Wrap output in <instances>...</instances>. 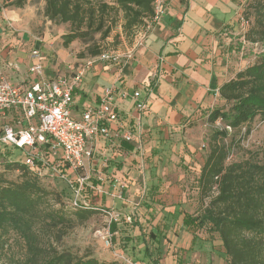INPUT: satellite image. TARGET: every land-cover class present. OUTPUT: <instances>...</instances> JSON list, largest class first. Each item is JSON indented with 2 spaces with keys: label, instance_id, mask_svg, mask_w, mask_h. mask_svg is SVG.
<instances>
[{
  "label": "crops",
  "instance_id": "crops-1",
  "mask_svg": "<svg viewBox=\"0 0 264 264\" xmlns=\"http://www.w3.org/2000/svg\"><path fill=\"white\" fill-rule=\"evenodd\" d=\"M247 2L171 0L163 18L139 41L125 46L132 52L130 58L95 63L75 90V117L88 106L98 105L106 88L116 92L120 121L111 125L109 137L88 143L92 156L85 157L81 172L90 175L89 184L95 187L86 193L93 205L108 208L122 221L131 220L127 226L132 233L126 235L136 236L133 221L147 228L161 219L165 237L157 250L154 247L159 263L148 260V264H230L218 233L205 227L195 237L183 224V215L194 213L187 186L189 171L198 184L205 160L202 147L208 128L203 120L222 104L220 87L257 58L253 42L245 38ZM30 40L33 48L43 47L35 36L12 38L0 45V74L15 83L25 81L34 60L22 46ZM41 50L46 69L56 71L60 61L68 60L58 51L55 62H49L45 48ZM122 90L128 93L124 98L119 95ZM135 91L147 103L146 110L136 107ZM4 122L26 124L14 111L0 116V128ZM126 132L132 133L131 141L123 139ZM24 151L25 158L17 154L16 160L25 162ZM115 177L124 182V190H119Z\"/></svg>",
  "mask_w": 264,
  "mask_h": 264
},
{
  "label": "trees",
  "instance_id": "trees-1",
  "mask_svg": "<svg viewBox=\"0 0 264 264\" xmlns=\"http://www.w3.org/2000/svg\"><path fill=\"white\" fill-rule=\"evenodd\" d=\"M25 1L13 0L12 4L20 7ZM153 2L45 0L44 15L57 24H69L68 31L62 34L65 47L81 40L89 43L88 50L94 57L103 51L96 42L97 35L102 40L111 36L119 21L126 35L135 34L152 17ZM248 6L244 17L250 20L252 15L254 22L245 38L254 43L264 42V0H249ZM220 97L222 104L213 108L208 117L211 123L220 119L224 126L211 129L198 177L200 198L209 200L197 213L184 212L183 224L193 231L195 237V233L205 227L218 233L230 264H264V160L253 156L228 161L239 141L236 133L246 126L245 134L248 135L251 133L250 124L257 117L264 121V54L225 82L220 87ZM227 125L231 126V131L225 127ZM12 169L21 172L18 180L6 177L5 172ZM41 179L24 162L16 159L0 168L1 258L4 255L9 257L6 249L15 233L23 240L25 251L21 258L13 256L12 264H129L91 255L78 256L52 244L47 248L42 242L41 230L71 227L75 218L87 220L95 210L102 208L71 205L69 209L63 194ZM160 221L159 218L157 223L145 228L136 220V236H124L123 247L131 253L133 264H148V260L159 263L154 259V247L157 250L161 238L165 237ZM117 230V222L112 220L110 231L114 235Z\"/></svg>",
  "mask_w": 264,
  "mask_h": 264
},
{
  "label": "built area",
  "instance_id": "built-area-1",
  "mask_svg": "<svg viewBox=\"0 0 264 264\" xmlns=\"http://www.w3.org/2000/svg\"><path fill=\"white\" fill-rule=\"evenodd\" d=\"M170 1L154 0L153 15L142 28L140 38L166 15ZM244 23L247 25L250 21L245 19ZM36 40L41 42L39 38ZM131 56L132 52L129 51L103 50L97 56L72 65L68 73L50 78L45 75L41 47L36 46L31 50L34 60L24 82L15 83L0 74V116L14 111L26 122L21 127L4 122L0 128V146L26 150L24 163L39 177L56 176L67 181L74 195L71 202L73 206L97 207L86 197L88 190L95 188L89 184L90 175L81 172L85 157L92 156L88 143L101 136L109 137L111 125L120 121L113 88H106L101 102L88 106L80 117L72 113L75 90L83 81L87 69L95 63H117ZM119 95L124 98L128 93L122 90ZM133 97L136 107L140 111L146 110L147 103L140 98V91H135ZM225 127L232 130L229 125ZM123 139L131 141L132 133H124ZM114 180L125 188L122 180L116 177ZM107 243H113L112 233ZM127 262L133 264L131 259Z\"/></svg>",
  "mask_w": 264,
  "mask_h": 264
},
{
  "label": "rangeland",
  "instance_id": "rangeland-1",
  "mask_svg": "<svg viewBox=\"0 0 264 264\" xmlns=\"http://www.w3.org/2000/svg\"><path fill=\"white\" fill-rule=\"evenodd\" d=\"M12 1L13 0H0L1 46L8 43L12 38L22 40L23 36L27 39L30 37L33 39V36H35L42 41L41 43H43L42 45L46 50L45 53L48 54L49 62H55V55H58V51H62L68 60L66 62L60 61L59 68L58 70L56 69V71L53 67H48V69L45 70V75L50 78L68 73V64L75 65L76 62L80 63L91 57V50H88L89 43L76 40L68 47L64 46L62 34L68 31L69 24H57L47 19L44 15L45 0H26L20 7L13 5ZM248 4L249 2L245 5V11L249 7ZM11 11H16L17 13L12 15ZM249 17L251 21L249 20L250 23L247 30L254 22V16L250 15ZM121 24L122 22L119 21L117 26L113 29L111 36L104 40L99 39V35L96 36V42L100 44L103 50H119L121 53H124L127 50V47L125 48L126 45L130 46L131 43L139 41L142 29L133 35H126ZM253 44L254 46L251 45V49H255V54H257L258 58V56L264 54V42H253ZM22 46L29 52H31L33 48L31 40L30 43L27 44L23 41ZM253 52L254 51H252V53ZM1 75L3 74L1 73ZM26 78L28 77L26 76ZM203 122L206 123V127L208 128L206 142H208L210 131H212L211 129L224 126L221 120H218L216 123H211L208 116H206ZM250 126V134H245L246 126L236 133V139H239V141L232 150L228 159L229 162L253 156H258V159L264 160V121L257 117ZM2 148L3 149L0 150V168L14 161L17 158V154L19 158H25V151L23 149L15 150L14 147L8 148L7 146ZM207 149L208 143H205L202 150H205L206 153ZM20 174V171L13 169L5 172L6 177L13 180H18ZM193 174L194 173L189 171L187 191L192 201V209L194 213H197L209 199L206 198L203 201L200 198L199 193H197L199 189L197 188L198 184L196 182V177H193ZM41 180L47 186L60 191L63 194L65 205L68 206L69 209L72 208L71 202L74 195L67 181L56 176L54 179L50 177L42 178ZM124 189L125 188L120 187L119 190ZM95 211L96 212L87 220L80 221L75 218V223L71 227L70 225L63 226L60 230L56 231L41 230L40 235L42 242L46 244L47 248L49 247L48 244H52L59 250H68L78 256L91 255L106 261L116 260L128 263L127 261L130 259L132 260V256L130 255L131 253H128L123 247V242L127 232L129 234L132 233L131 226H127V224H131V220L129 219L125 222V218H123L122 221V217H119V215L115 216V214L109 212L108 208ZM112 220L117 221L120 226L113 235V238L116 236L118 240L114 239L112 244H108L107 238L109 239L111 235L109 227ZM134 223L135 221H133V224ZM24 251L25 247L23 245V240L13 233L10 237L9 247L6 249V253L9 257L5 255L2 258L0 257V264H12L11 259L13 256L15 258H21L24 255Z\"/></svg>",
  "mask_w": 264,
  "mask_h": 264
}]
</instances>
